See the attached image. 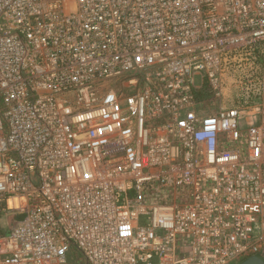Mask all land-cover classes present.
Returning <instances> with one entry per match:
<instances>
[{
    "label": "built area",
    "instance_id": "2783aa9c",
    "mask_svg": "<svg viewBox=\"0 0 264 264\" xmlns=\"http://www.w3.org/2000/svg\"><path fill=\"white\" fill-rule=\"evenodd\" d=\"M263 249L264 0H0V264Z\"/></svg>",
    "mask_w": 264,
    "mask_h": 264
},
{
    "label": "rangeland",
    "instance_id": "374dc122",
    "mask_svg": "<svg viewBox=\"0 0 264 264\" xmlns=\"http://www.w3.org/2000/svg\"><path fill=\"white\" fill-rule=\"evenodd\" d=\"M211 97L206 90H201L199 93L200 110L203 114H212L215 109L210 105ZM66 264H85L83 259L76 254H67Z\"/></svg>",
    "mask_w": 264,
    "mask_h": 264
},
{
    "label": "water",
    "instance_id": "95a60500",
    "mask_svg": "<svg viewBox=\"0 0 264 264\" xmlns=\"http://www.w3.org/2000/svg\"><path fill=\"white\" fill-rule=\"evenodd\" d=\"M239 264H264V249L258 254L247 258Z\"/></svg>",
    "mask_w": 264,
    "mask_h": 264
}]
</instances>
